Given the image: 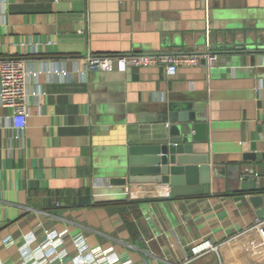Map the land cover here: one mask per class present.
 I'll list each match as a JSON object with an SVG mask.
<instances>
[{"label":"crops","instance_id":"obj_1","mask_svg":"<svg viewBox=\"0 0 264 264\" xmlns=\"http://www.w3.org/2000/svg\"><path fill=\"white\" fill-rule=\"evenodd\" d=\"M204 51L216 55L213 66L201 60L172 77L158 66L83 64L89 54ZM3 58L37 74L26 81L23 130L0 105V264H38L43 230L63 242L42 264H77V245L88 264H104L93 258L100 250L114 264H264L248 231L258 218L238 191L245 167L264 190V158L244 159L264 153V0H0ZM187 106L206 123L192 153L222 173L209 193L161 199L160 185L110 186L103 171L119 151L159 144L167 111ZM206 238L217 252L185 262Z\"/></svg>","mask_w":264,"mask_h":264},{"label":"water","instance_id":"obj_2","mask_svg":"<svg viewBox=\"0 0 264 264\" xmlns=\"http://www.w3.org/2000/svg\"><path fill=\"white\" fill-rule=\"evenodd\" d=\"M249 42L252 40L249 38ZM169 122L167 134L159 144L129 145L118 153V160L107 167L110 186L129 183L168 185L171 197L205 195L212 181L222 178L220 169L210 166L208 154H193L194 143L206 139V123L198 119L191 106L170 107L166 113ZM264 153L244 155L245 160L259 161ZM239 193L248 194L247 201L258 219L264 217V190L255 179H243L241 171ZM251 175L252 169H249Z\"/></svg>","mask_w":264,"mask_h":264},{"label":"built area","instance_id":"obj_3","mask_svg":"<svg viewBox=\"0 0 264 264\" xmlns=\"http://www.w3.org/2000/svg\"><path fill=\"white\" fill-rule=\"evenodd\" d=\"M58 2L59 0H54ZM201 60L204 61L207 67H211L216 63V55L204 51L201 54H126V55H91L84 59V70L89 71H116L119 73H125L129 68H143L145 66H158L162 67L164 73L168 77H172L176 74L179 68L199 66ZM37 71H29L24 62L20 58H3L0 59V105L6 106L11 109V115L9 122L13 130H23L26 127V117L28 115L27 107L25 103L26 97V81L30 76H36ZM64 74V71L62 72ZM249 168L245 167V175L249 174ZM252 177L255 181H258V173L252 170ZM244 175V176H245ZM124 194H129L130 198H137L135 194L129 193L127 187L123 189ZM156 197L161 199H167L170 197L168 185L160 184L159 190L155 194ZM58 205V203H56ZM248 231L255 233L258 237L259 246L264 255V219H256ZM45 238L42 245L39 248V255L36 258L38 264L44 262V256L46 251L55 253V245L57 241L63 242V236L61 233L51 234L47 230H43ZM29 241L26 242L28 244ZM219 245L213 244L209 239H203L192 242L189 245V253L184 258V261H188L190 258H195L205 254L208 251L217 250ZM83 248L77 245V264H88L83 256ZM93 258L96 261L103 262L104 264H114L115 257L108 251L100 250L93 253ZM58 264H65L60 258H58Z\"/></svg>","mask_w":264,"mask_h":264}]
</instances>
